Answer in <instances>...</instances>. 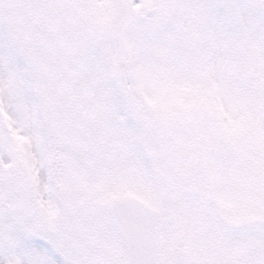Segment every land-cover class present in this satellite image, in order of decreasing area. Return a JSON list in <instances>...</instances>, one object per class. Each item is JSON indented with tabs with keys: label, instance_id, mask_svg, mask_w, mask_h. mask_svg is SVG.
<instances>
[{
	"label": "snow or ice",
	"instance_id": "6c2138e0",
	"mask_svg": "<svg viewBox=\"0 0 264 264\" xmlns=\"http://www.w3.org/2000/svg\"><path fill=\"white\" fill-rule=\"evenodd\" d=\"M0 264H264V0H0Z\"/></svg>",
	"mask_w": 264,
	"mask_h": 264
}]
</instances>
